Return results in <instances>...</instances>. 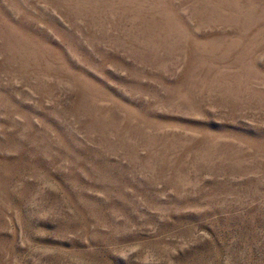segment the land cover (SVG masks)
<instances>
[{
  "label": "rangeland",
  "instance_id": "1",
  "mask_svg": "<svg viewBox=\"0 0 264 264\" xmlns=\"http://www.w3.org/2000/svg\"><path fill=\"white\" fill-rule=\"evenodd\" d=\"M0 264H264V0H0Z\"/></svg>",
  "mask_w": 264,
  "mask_h": 264
}]
</instances>
